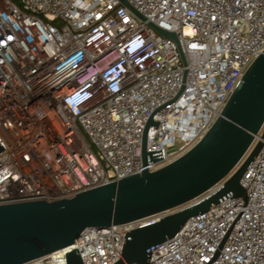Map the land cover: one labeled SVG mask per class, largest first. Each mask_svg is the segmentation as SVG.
Returning a JSON list of instances; mask_svg holds the SVG:
<instances>
[{
	"label": "built area",
	"instance_id": "2783aa9c",
	"mask_svg": "<svg viewBox=\"0 0 264 264\" xmlns=\"http://www.w3.org/2000/svg\"><path fill=\"white\" fill-rule=\"evenodd\" d=\"M126 1L144 21L119 0H0V205L71 199L170 164L209 131L264 51V0ZM150 119L146 152L158 160L143 166ZM263 131L240 180L246 199L228 194L188 219L148 264H264ZM226 179L169 212L87 228L34 264H66L72 249L83 264H114L130 232Z\"/></svg>",
	"mask_w": 264,
	"mask_h": 264
},
{
	"label": "water",
	"instance_id": "95a60500",
	"mask_svg": "<svg viewBox=\"0 0 264 264\" xmlns=\"http://www.w3.org/2000/svg\"><path fill=\"white\" fill-rule=\"evenodd\" d=\"M119 1L145 20L126 0ZM149 25L176 41L175 34ZM263 124L264 51L246 69L209 131L170 164L153 172L144 169L71 199L0 205V264H34L40 257L71 247L87 228H110L169 212L227 178L223 187L208 198L128 234L121 259L114 264H148L149 251L173 238L188 219L207 212L228 194L246 199L240 180L262 147L257 141L251 148ZM150 125L157 124L150 119L143 131V166L147 156L152 162L158 160L146 152ZM65 257L66 264H83L77 250H70Z\"/></svg>",
	"mask_w": 264,
	"mask_h": 264
}]
</instances>
